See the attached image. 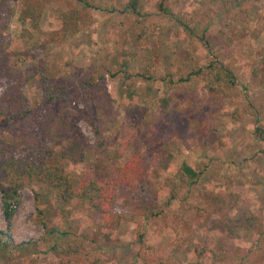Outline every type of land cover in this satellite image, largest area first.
<instances>
[{"label":"rangeland","instance_id":"rangeland-1","mask_svg":"<svg viewBox=\"0 0 264 264\" xmlns=\"http://www.w3.org/2000/svg\"><path fill=\"white\" fill-rule=\"evenodd\" d=\"M25 1L31 7L37 0ZM234 1L246 11H226L219 0H163L186 29L160 11V0H46L36 28L21 20L23 0H9L11 15L6 8L0 11V80L7 69L21 77L38 71L50 83L67 82L79 93L78 99L69 97L66 114H80L74 126L82 143L65 133L50 146L73 159L65 172L79 176L92 169L97 178L111 179L115 168L140 156L145 179L139 187L118 188L117 208L130 212L136 202L163 203L171 196L177 218H194L195 224L198 216L206 217L189 235L183 228L189 239L181 248L173 246L175 233L163 219L147 222L146 243L161 253L172 249L176 264H218L209 250L220 242L247 250L257 232L242 228L233 238L226 231L238 218L260 212L264 226V85L251 77L257 52L264 49V0ZM68 7L79 13L76 30L59 34ZM34 48L38 52L22 55ZM213 58L233 70L234 88L213 94L207 80L178 82ZM37 79L21 90L31 106L33 97L40 100ZM87 80L103 89L86 86ZM25 129L19 121L0 125V142L10 144L13 134ZM26 140L36 139L29 134ZM101 141L104 146L97 147ZM23 146L19 139L17 147ZM6 188L0 173V231L5 230L1 190ZM226 188L242 192L240 208L205 215L207 202H213L209 196ZM20 198L9 238L0 235V264H74L58 260L52 250L74 244L105 258L103 264H141L133 223L105 229L101 214L86 201L63 200L37 180L26 181ZM194 248L206 252L198 257Z\"/></svg>","mask_w":264,"mask_h":264},{"label":"trees","instance_id":"trees-1","mask_svg":"<svg viewBox=\"0 0 264 264\" xmlns=\"http://www.w3.org/2000/svg\"><path fill=\"white\" fill-rule=\"evenodd\" d=\"M7 1V2H6ZM46 0H37L30 7L26 4L21 11V20L30 21L31 27L36 28L41 18L43 10V2ZM82 2L83 0H76ZM160 0L159 9L174 24L186 26L185 22L175 14L169 7L163 5ZM222 8L228 11L230 8H237L239 12L244 13L246 10L242 8L240 2L234 0H219ZM84 3V2H83ZM85 5H87L85 3ZM6 8L7 13H13V7H10L9 0H0V11ZM78 12L73 8L63 9L61 14V30L59 34L69 33L79 21ZM186 29V27H185ZM30 36V35H29ZM206 47L209 44L206 40H201ZM38 52L34 48L30 51L22 53V55H30ZM42 71V68H39ZM7 75L0 80V125L19 121L26 124L28 129L22 130L18 134H13L10 144L0 142V173L6 178L8 188L1 190V201L3 205V215L5 221V230L0 231V235L8 237L11 230L12 219L16 208L20 206V192L24 189L26 181L37 180L42 184L48 185L52 191H57L59 197L63 200L79 199L86 201L95 211L102 216V226L105 229H116L121 222L129 221L135 225V240L138 245L137 258L141 264H176V261L170 255L173 250L158 252L154 246L146 243L145 233L147 222L151 219H163L165 226L173 229L176 240L173 246L181 248L186 245L189 239V229L201 227L206 217L198 216L194 223V218L186 217L177 218L172 213L171 200L159 203L153 201H141L134 204L130 212H125L117 208L116 193L120 186L139 187L145 179V172L142 168L140 156H132L123 166L115 168L114 175L111 179L97 178L92 169H87L82 175H73L65 172L64 165L68 161H73L68 157L66 152L56 153L52 149L51 144L55 140L68 133L73 141L82 143L78 135V131L74 124L80 119V114H66L69 106V97L74 95V99H78L79 93L75 89L71 91V84L67 82L58 83L54 80L50 83L48 78L41 77L38 71L29 73L26 77H21L18 72L7 69ZM115 77L116 74H110ZM123 75V74H122ZM251 77L264 85V49L257 52L256 58L251 65ZM38 78L40 100L32 98L31 106L22 94V88L33 79ZM143 78L150 79L149 76ZM171 76H168V84H173ZM192 78L206 81V88L210 93L220 94L225 89H232L237 84V77L233 70L222 64L217 58H213L203 67L195 68L189 73L181 76L178 80L180 83H188ZM101 79V78H99ZM124 79H127L124 78ZM163 81L164 78H161ZM85 85L95 87V89H103L102 84L96 87L93 80H87ZM81 91H86L84 88ZM93 96V95H91ZM94 135H99L100 130L94 121H90ZM259 134V129L255 130ZM29 134L35 136L34 143H27L26 137ZM21 140L24 144L22 148L17 147V141ZM105 142L101 141L96 146L102 148ZM49 146L50 148H43ZM84 146L79 154L78 161L83 160ZM115 153L114 156H119ZM183 177V174H180ZM241 193L236 188H226L225 192L218 196L211 197L207 202L205 215H217L225 210V208L239 207ZM37 202L38 196L34 194ZM237 224L227 229L231 237L239 236L237 230L248 228L257 232V238L250 244L247 250L230 249L220 242L216 248L209 250L213 262L218 264H263L264 263V226L261 222V214L250 213L243 218L236 220ZM235 222V223H236ZM205 223V222H204ZM198 224V225H197ZM188 230L187 234L182 233L183 228ZM9 238V237H8ZM4 245L7 243L4 241ZM7 247V246H6ZM58 260L70 262L74 264H103L105 258L97 255L95 252L79 245H70L66 249L52 248ZM194 248V253L200 257L206 252L202 248Z\"/></svg>","mask_w":264,"mask_h":264},{"label":"crops","instance_id":"crops-1","mask_svg":"<svg viewBox=\"0 0 264 264\" xmlns=\"http://www.w3.org/2000/svg\"><path fill=\"white\" fill-rule=\"evenodd\" d=\"M199 101V100H198ZM197 105H200V104H198V103H196Z\"/></svg>","mask_w":264,"mask_h":264}]
</instances>
